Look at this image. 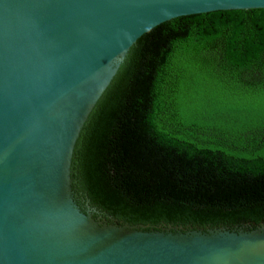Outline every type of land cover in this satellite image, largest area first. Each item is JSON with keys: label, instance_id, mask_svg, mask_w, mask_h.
<instances>
[{"label": "water", "instance_id": "water-1", "mask_svg": "<svg viewBox=\"0 0 264 264\" xmlns=\"http://www.w3.org/2000/svg\"><path fill=\"white\" fill-rule=\"evenodd\" d=\"M264 0H0V264H264L253 227L131 226L72 191L76 141L130 48L170 20Z\"/></svg>", "mask_w": 264, "mask_h": 264}, {"label": "trees", "instance_id": "trees-1", "mask_svg": "<svg viewBox=\"0 0 264 264\" xmlns=\"http://www.w3.org/2000/svg\"><path fill=\"white\" fill-rule=\"evenodd\" d=\"M71 178L77 204L108 222L264 223V9L139 38L80 132Z\"/></svg>", "mask_w": 264, "mask_h": 264}, {"label": "rangeland", "instance_id": "rangeland-1", "mask_svg": "<svg viewBox=\"0 0 264 264\" xmlns=\"http://www.w3.org/2000/svg\"><path fill=\"white\" fill-rule=\"evenodd\" d=\"M85 203V202H84ZM83 207H85V206H83ZM91 213V215H92V217H93V214H92V212H90ZM96 218H98V217H96Z\"/></svg>", "mask_w": 264, "mask_h": 264}]
</instances>
